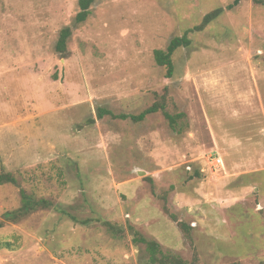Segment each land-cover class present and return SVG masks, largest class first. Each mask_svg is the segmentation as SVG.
I'll return each instance as SVG.
<instances>
[{
  "label": "rangeland",
  "instance_id": "1",
  "mask_svg": "<svg viewBox=\"0 0 264 264\" xmlns=\"http://www.w3.org/2000/svg\"><path fill=\"white\" fill-rule=\"evenodd\" d=\"M232 2L95 0L76 24L78 0H0V175L16 182L0 184V264H149L135 232L199 264H264V6L190 33L168 81L153 58ZM164 87L177 131L160 112L97 118L137 115ZM20 190L50 205L6 219Z\"/></svg>",
  "mask_w": 264,
  "mask_h": 264
},
{
  "label": "trees",
  "instance_id": "2",
  "mask_svg": "<svg viewBox=\"0 0 264 264\" xmlns=\"http://www.w3.org/2000/svg\"><path fill=\"white\" fill-rule=\"evenodd\" d=\"M242 0H233L232 4L226 6L225 8H217L208 14H206L201 22L194 26L191 29L186 30L182 36L180 37H174L171 39L169 42L168 46L166 47L165 50H155L153 52V58L154 62L157 66L162 67L165 69V75H164V80L168 81L172 78L173 72H174V65L172 61V57L174 53L181 48H188L191 45V40L188 38V35L190 33H200L204 31L212 22H214L218 17L222 15V13L225 10H231L234 7L238 6L239 3ZM95 0H78V7H79V12L75 16V23L76 24H81L84 23L87 18L90 15V8L94 4ZM252 2L256 5L264 6V0H252ZM71 36V29L68 27L62 28L58 34V39L56 42L55 50L58 53H65L66 47H67V41L69 37ZM163 95H155L156 101L140 112L137 115L133 114H119L115 115L111 113L108 110H104L101 108L97 109V118L102 119L104 116H109L112 119H117V120H129L133 123H140L142 122L147 116L156 114L160 112L164 118L167 120L169 127L173 131H177L179 121L184 118L183 114H170L166 110V102H167V87L163 88ZM90 123H93L91 120ZM194 177L200 178V174L198 171L195 172ZM4 183H10V184H15L14 178L10 174H1L0 175V184ZM20 196H21V208L18 213H11L8 212L4 216L6 219H11L13 221H17L19 218H21L24 215H27L37 208L44 209L47 208L50 204L45 201V200H34L32 197H29L25 194L23 191H19ZM166 194L162 195L160 199L163 202L162 209L165 214H167L172 221L176 222L178 229L181 231V233L184 235L185 240L188 242L189 246L191 248H194L193 246V240L191 238L190 230L191 227L177 221L176 217L173 214L169 213L168 207H167V200H166ZM72 219L74 221H77L76 218ZM79 222V221H77ZM82 224H87L88 221L85 220L83 222H80ZM104 226H106L109 230L113 231L114 233L118 234L119 230L116 229L114 226H112L109 223H104ZM4 226L3 222H0V229ZM132 242L134 244H140L144 247L145 252L148 255V263L149 264H199V258L197 256V253L193 249V255L191 260H184L177 254L171 253V252H163L161 250L160 245L153 240H148L145 237L141 236L138 232L134 233V237L132 238ZM2 245H9L7 243L2 244Z\"/></svg>",
  "mask_w": 264,
  "mask_h": 264
},
{
  "label": "built area",
  "instance_id": "3",
  "mask_svg": "<svg viewBox=\"0 0 264 264\" xmlns=\"http://www.w3.org/2000/svg\"><path fill=\"white\" fill-rule=\"evenodd\" d=\"M214 162H215L216 166H222V164H223L220 157H216L214 159Z\"/></svg>",
  "mask_w": 264,
  "mask_h": 264
}]
</instances>
